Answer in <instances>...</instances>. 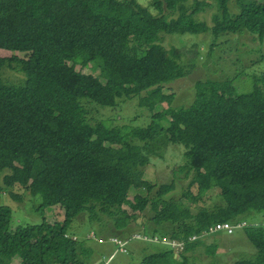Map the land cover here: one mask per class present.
<instances>
[{
  "label": "trees",
  "instance_id": "16d2710c",
  "mask_svg": "<svg viewBox=\"0 0 264 264\" xmlns=\"http://www.w3.org/2000/svg\"><path fill=\"white\" fill-rule=\"evenodd\" d=\"M191 1L152 0L148 8L138 0H0V172H11L0 200L20 186L41 198L35 211L43 216L17 222L13 207L0 203V264L16 258L20 264H96L91 232L116 249L110 237L127 242L126 255L132 242L147 244L139 250L141 264H197L204 240L226 233L204 235L210 226L264 213V78L249 93H240L235 80L199 81L189 107L170 105L143 127L89 118L85 104L91 102L114 108L139 98L154 112L165 86L191 76L198 43L181 49L167 41L172 35L212 33L211 48L224 33L248 31L264 40V3L238 0L241 13L233 14L230 0ZM215 7L212 26L197 18ZM1 49L24 57H3ZM5 70L25 80L8 82ZM170 145L186 149L189 183L178 198L174 181L146 179ZM57 205L65 211L62 221L47 216ZM251 223L242 229L255 253L234 264H264V221ZM137 233L186 248L155 247L135 240ZM195 235L200 239L193 241ZM204 248L215 258L216 243Z\"/></svg>",
  "mask_w": 264,
  "mask_h": 264
},
{
  "label": "rangeland",
  "instance_id": "374dc122",
  "mask_svg": "<svg viewBox=\"0 0 264 264\" xmlns=\"http://www.w3.org/2000/svg\"><path fill=\"white\" fill-rule=\"evenodd\" d=\"M152 0H138V2L144 6L150 8ZM215 3L216 0H210ZM264 3V0H257ZM191 3H194L192 0ZM229 6L233 14H240L241 8L238 4V0H230ZM153 13H155L152 10ZM217 12L215 7L206 13L199 14L197 18L200 21H205L208 25H213V16ZM214 40L212 33L206 34H187V35H172L168 37L167 41L177 45L179 48L186 46L192 47L198 43L200 50V58L198 59V67L194 73L187 77L175 81L164 87L163 91L159 95V104L154 112L150 111L146 107L140 106L139 98L120 102L116 107H101L94 102L92 104L86 103L85 106L89 110L90 120H103L108 125L117 126L124 124H133L139 126H146L152 122L154 113L162 112L166 110L170 105L174 108L189 107L196 98V84L199 81H228L235 80V86L240 93H249L255 90L257 81L260 78H264V40H261L258 35L252 32L243 31L239 33H224L221 34L217 40V43L213 48L211 44ZM3 57H12L13 54H19L20 57H24V53L12 52L7 49H1ZM77 70H82L84 73H94L91 68L82 69L80 66ZM3 77L6 81L21 84L25 80V75L14 70H5ZM174 94L172 104L167 103V98ZM166 125V123H163ZM186 149L183 145H170L164 160H153L155 164L147 168V178L156 184H168L175 182L177 190L172 194L178 198L183 195L185 186L189 183L186 179L187 171L183 169L187 164ZM10 171L0 172V186L4 187V177L10 174ZM194 191L198 193L197 186ZM14 192L18 196H21L23 202L19 203L11 196ZM139 192V191H138ZM136 189L132 192V198L138 193ZM219 194L216 189L209 195L215 197ZM209 202V201H208ZM0 203L3 205H10L14 209L15 221L17 222H40L42 215L35 211V207L42 204L41 198H33L28 189L15 186L7 194L3 192L1 194ZM193 209H197L200 204L189 203ZM204 205V203H202ZM49 219H65V211L60 205L52 208L47 212ZM145 220L141 218L140 221ZM249 223H259L264 221V213L257 212L254 216L249 217ZM85 226H88L86 224ZM243 229L238 230L236 235L242 233ZM235 235V236H236ZM96 240L91 242L95 250V255L100 256L101 263L106 262L112 254V245L100 243ZM237 241V240H236ZM155 247H161V245L154 244ZM239 247L242 251L249 252L244 253L245 257H251L250 246L246 242H240ZM253 246L251 245V248ZM254 249V247H253ZM101 250H107V253L101 252ZM219 254L213 257H198L196 263L200 264H230V256L225 253L224 250H218ZM225 253V254H224ZM103 255L107 256L103 258ZM238 258V257H237ZM236 258V259H237ZM113 259V260H111ZM109 264H140L139 257L134 256L128 261L129 256L118 252L114 258H111ZM108 260V261H109ZM20 258H16L13 264H20ZM128 261V262H127ZM236 261V260H235ZM98 262V261H96ZM235 263V262H234ZM233 263V264H234Z\"/></svg>",
  "mask_w": 264,
  "mask_h": 264
},
{
  "label": "crops",
  "instance_id": "0c3cea01",
  "mask_svg": "<svg viewBox=\"0 0 264 264\" xmlns=\"http://www.w3.org/2000/svg\"><path fill=\"white\" fill-rule=\"evenodd\" d=\"M57 206H55V207H57ZM59 220L62 221V219H59ZM237 233H234V234L218 233V234L209 236V237H207L206 240H204V244H205L204 247H206L207 245H211L213 243H216L217 246H218V249L216 250V255L219 254L218 250H224L225 253H227L230 256V260H231L230 264H233L237 257H240V256L244 255V253L245 254L249 253V252L242 251V248H244V247H239V243L240 242L248 243V245L250 246V248H249L250 253L251 254L255 253V248L253 249L254 246H253L251 240L249 239V236L247 234L246 229H243L242 233L239 234V235H236ZM91 242H90V245H91ZM104 244H108V243H104ZM109 245H112V244H109ZM145 245H147V244H144V243H141V242H132L131 246H129V247L133 248L134 251L132 252V254L128 255L129 256L128 261L131 260L132 257H134V256L139 257V259L141 261L142 255H141L139 250H141L142 247H145ZM251 245L253 246L252 248H251ZM112 247H113L112 248L113 252L110 255L109 259H111L114 254L115 255L117 254L116 253V248L113 245H112ZM204 247L201 249L200 253L198 254V257L204 255V253H203V251L205 249ZM101 252L107 253L108 251L107 250H101ZM106 257L107 256L103 255V258H106ZM101 259L102 258L99 255L98 256L95 255V257L93 258V261H95V262L98 261L96 264H100L101 261H102ZM224 264H226L225 261H224Z\"/></svg>",
  "mask_w": 264,
  "mask_h": 264
},
{
  "label": "built area",
  "instance_id": "2783aa9c",
  "mask_svg": "<svg viewBox=\"0 0 264 264\" xmlns=\"http://www.w3.org/2000/svg\"><path fill=\"white\" fill-rule=\"evenodd\" d=\"M252 223H249L248 220H242L238 221L237 223H233L231 221H224V222H217L216 224L210 226L205 232L204 235L207 234H213L215 232L223 231L228 234H234L236 233L239 229L245 228ZM88 236L92 237L93 240L97 239V236L91 232ZM75 239H77V236H74ZM134 239L137 241H142L146 243H151V244H160L163 246H168L171 249L175 250L177 253L182 252L185 250L186 246L184 242H178L175 240L169 239V237L166 236H159V235H152V234H143V233H137L134 236ZM200 239L199 235H195L192 237L193 241H197ZM111 243H113L115 246H117L116 253L118 252H125L126 249V244L127 242H122L118 239V237H110L108 239ZM98 241L100 243H103V240H101V237H99ZM119 249V250H118ZM110 260L107 261L105 264H109Z\"/></svg>",
  "mask_w": 264,
  "mask_h": 264
}]
</instances>
